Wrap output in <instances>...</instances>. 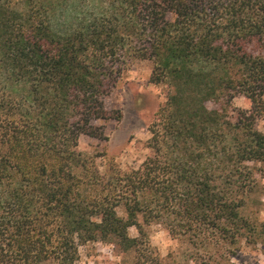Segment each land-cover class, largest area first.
Here are the masks:
<instances>
[{"label": "trees", "instance_id": "trees-1", "mask_svg": "<svg viewBox=\"0 0 264 264\" xmlns=\"http://www.w3.org/2000/svg\"><path fill=\"white\" fill-rule=\"evenodd\" d=\"M135 60L165 100L142 162L101 170L78 139L106 138L105 98ZM260 118L264 0H0V264H75L94 241L163 264L151 223L194 264H231L256 234L241 209L264 174Z\"/></svg>", "mask_w": 264, "mask_h": 264}, {"label": "rangeland", "instance_id": "rangeland-1", "mask_svg": "<svg viewBox=\"0 0 264 264\" xmlns=\"http://www.w3.org/2000/svg\"><path fill=\"white\" fill-rule=\"evenodd\" d=\"M151 69L152 63L149 60L132 61L105 98L106 108L118 110L120 118L102 122L106 138L80 136L78 139V150L83 154L96 156L101 170L109 163L122 168L137 167L145 157L146 149L142 145L149 137L148 126L166 95L164 84L150 82ZM232 104L240 108L250 107L249 101L242 95L233 97ZM207 105L210 108L219 107L216 102H208ZM257 127L264 131V118L257 121ZM260 167L264 171V164ZM241 214L256 221V234L240 240L236 253L229 257V262L264 264V174L258 176V189L247 198ZM146 230L150 245L163 264H194L187 256L191 248L184 240L173 237L158 223H151ZM129 234L136 236V229L131 227ZM75 264L137 263L134 252H119L110 243L94 241L79 246Z\"/></svg>", "mask_w": 264, "mask_h": 264}]
</instances>
